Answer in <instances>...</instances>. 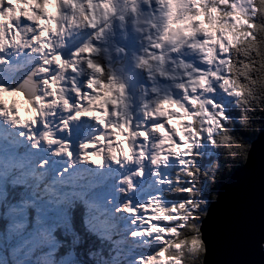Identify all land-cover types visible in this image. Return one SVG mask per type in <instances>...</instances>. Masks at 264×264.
I'll return each mask as SVG.
<instances>
[{"label":"clouds","instance_id":"obj_1","mask_svg":"<svg viewBox=\"0 0 264 264\" xmlns=\"http://www.w3.org/2000/svg\"><path fill=\"white\" fill-rule=\"evenodd\" d=\"M3 2L11 6L0 11V202L13 188L26 195L0 264H203L199 217L178 201L210 147L226 145L222 132L213 140L211 121L264 112V0ZM193 81L200 106L177 154L152 129L168 123L164 101L186 102ZM49 95L38 117L18 107ZM81 99L103 107L100 118L77 115ZM102 120L147 126L151 136H133L128 159ZM154 206L167 209L164 240Z\"/></svg>","mask_w":264,"mask_h":264},{"label":"water","instance_id":"obj_2","mask_svg":"<svg viewBox=\"0 0 264 264\" xmlns=\"http://www.w3.org/2000/svg\"><path fill=\"white\" fill-rule=\"evenodd\" d=\"M205 213L199 225L203 264H264V128Z\"/></svg>","mask_w":264,"mask_h":264},{"label":"trees","instance_id":"obj_3","mask_svg":"<svg viewBox=\"0 0 264 264\" xmlns=\"http://www.w3.org/2000/svg\"><path fill=\"white\" fill-rule=\"evenodd\" d=\"M257 113L259 114V119H256L254 114L242 116L239 109H234L233 113H228L217 131L222 132L225 136L226 145L210 147L209 152L197 164V167L200 168L199 179H192L190 182L186 180L184 182L183 187L187 191L184 192L182 198L178 201V205L180 203L184 204L192 216H198V225H200V221L204 217L203 213H205L208 204L214 199L218 187L227 180L235 169L242 165L250 142L264 128V112L257 109ZM241 119H246V123L241 124ZM226 120H230L231 123H226ZM257 125L259 126L258 128ZM213 140H216V133ZM209 144L211 145V141ZM196 175L193 172V176ZM22 191L20 188H13L9 192L8 200L0 202V232L4 237L6 235H13L14 237L12 227L18 220L23 219V214L17 211L22 205L20 200L23 201V195H26H22ZM192 192L197 193V195L195 197L191 196ZM189 200H191V204L196 206L195 208L191 207ZM179 211L180 209L177 207V212L174 215H177ZM33 215V211L29 209V221L33 219ZM14 218L16 219L12 221ZM175 223L178 224L180 221L177 220ZM168 226L173 227L175 224L168 222ZM177 231L179 232L181 229L178 228Z\"/></svg>","mask_w":264,"mask_h":264},{"label":"snow or ice","instance_id":"obj_4","mask_svg":"<svg viewBox=\"0 0 264 264\" xmlns=\"http://www.w3.org/2000/svg\"><path fill=\"white\" fill-rule=\"evenodd\" d=\"M10 3L5 4L3 0H0V11H3L4 8L10 7ZM20 21L22 24H28L30 23V20L27 19L25 16H20ZM13 27L16 28L15 22H13ZM19 31V29H16ZM204 30L206 32H211L214 30V26H205ZM193 47H196L198 49H202L201 54L207 57V49H204L203 44L200 45H193ZM227 54V53H225ZM217 56H220L219 50L216 52ZM223 59V57H221ZM101 69H97V71H100ZM201 83L200 87H203L207 81L201 77ZM50 85H52V88H55V85L52 84V81H47ZM103 83L107 84L106 81ZM97 88H99V84L96 85ZM185 87V86H181ZM90 96L89 100H92V96H95L96 94L91 93V89H88ZM197 91V81H193L191 90L189 91V94L185 97L186 102H177V101H164L163 103V110L161 111V118L162 119H168V123L165 124L162 121L157 122V126L152 129V131H155L159 134L161 137L162 144L168 145L170 147L180 148L181 144L184 140H190L191 139V133H189L187 130L188 128L192 127L193 125H190L188 123L189 119H193V117L196 115L194 112L195 106H200L199 99L192 95V93H195ZM81 97H83L84 93L81 91L80 93ZM99 98V97H98ZM53 100V96L49 95L46 97H22L18 102V107L28 106L32 110V116L29 117V119H32L33 117H38V106L44 107L46 104H48L50 101ZM69 103H73L74 101L70 100ZM81 104L84 105L85 110L78 112L77 115H83V116H93L95 118H100L99 112L103 111V107L99 109V111H92L88 110L87 104L83 99H81ZM174 109V112L169 113L168 109ZM108 111L111 113L112 111V105L108 104ZM102 123H104L105 127L108 128V130L112 133L111 139L115 141L117 148L120 152H122L123 155H125L128 159L132 158V152L134 146L132 145V137L135 136L137 138H142L144 136H151V132L148 131L147 126L144 128H141L139 125H136L133 127L128 121H124L123 125L120 123L114 124L112 126H109L107 124V121L102 120ZM127 145V147H121L122 145ZM177 154H179V151H177ZM155 210L159 215L153 219L152 223L156 225L155 231L157 232V235L160 239L164 240V233L163 229L165 227L164 221L168 219L167 217V209H165L163 206H154ZM146 226V225H145Z\"/></svg>","mask_w":264,"mask_h":264},{"label":"rangeland","instance_id":"obj_5","mask_svg":"<svg viewBox=\"0 0 264 264\" xmlns=\"http://www.w3.org/2000/svg\"><path fill=\"white\" fill-rule=\"evenodd\" d=\"M210 111H211V109H210ZM217 111H219V109H217ZM227 114H228V112H224L221 116H218V117H216L215 119H213L212 121H211V124L212 125H215L216 126V128H215V131L213 132V137L215 136V133H217V131H218V129H219V127L221 126V124H222V122H223V120L227 117ZM189 122H190V119L188 120ZM204 135H206V133H204ZM248 150V149H247ZM179 151H180V148H179ZM246 153H247V151H246ZM20 199H22V198H20ZM0 214H1V208H0ZM175 213H173V215H174ZM16 218H14L12 221H14ZM145 227H148V225H146ZM7 235L4 237V236H2V234H1V232H0V243H5V242H7ZM13 243H15L16 241H15V238L13 239V241H12ZM165 255H166V253H165Z\"/></svg>","mask_w":264,"mask_h":264},{"label":"bare ground","instance_id":"obj_6","mask_svg":"<svg viewBox=\"0 0 264 264\" xmlns=\"http://www.w3.org/2000/svg\"><path fill=\"white\" fill-rule=\"evenodd\" d=\"M22 202V200H20ZM22 207V205L19 207V209Z\"/></svg>","mask_w":264,"mask_h":264}]
</instances>
